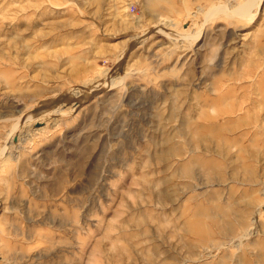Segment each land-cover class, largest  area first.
<instances>
[{"label": "rangeland", "instance_id": "obj_1", "mask_svg": "<svg viewBox=\"0 0 264 264\" xmlns=\"http://www.w3.org/2000/svg\"><path fill=\"white\" fill-rule=\"evenodd\" d=\"M246 1L0 0V264H264Z\"/></svg>", "mask_w": 264, "mask_h": 264}, {"label": "bare ground", "instance_id": "obj_2", "mask_svg": "<svg viewBox=\"0 0 264 264\" xmlns=\"http://www.w3.org/2000/svg\"><path fill=\"white\" fill-rule=\"evenodd\" d=\"M252 1H253V3L255 2L256 4L255 5H258L259 4V2L261 1V0H248V1H246L245 3H243V4H241L240 6H238V7H234L232 10H230V11H228V12H225V11H223V12H220L219 13V17H221V18H227L228 17V19H232V20H237V18H242V19H248V20H246V22L248 21H251L253 18H254V16H255V14H256V11L255 12H252L251 13V11H250V8H251V3H252ZM199 11V10H198ZM209 14V13H208ZM207 14V15H208ZM212 16H213V13L211 14ZM207 22H208V20H207ZM229 23V22H228ZM234 23V22H233ZM249 24V23H248ZM201 31V30H200ZM197 35V34H196ZM191 37V36H190ZM196 39V38H195ZM198 39V38H197ZM143 41V40H142ZM181 42V41H180ZM188 42V41H187ZM177 44V43H176ZM184 44H185V42H184ZM192 44V43H191ZM177 45H180V44H177ZM181 46V45H180ZM185 47H186V45H185ZM177 48V47H176ZM191 48V47H190ZM189 48V49H190ZM181 49V48H180ZM188 49V47L187 48H185V49H183L184 51H186ZM172 50V49H171ZM167 51V50H166ZM190 55H192V54H190ZM185 60V59H184ZM115 73V72H114ZM128 74V73H127ZM106 79V78H105ZM115 82V80H110V83L109 84H113ZM120 83V82H119ZM110 85V86H111ZM107 86V85H106ZM113 86V85H112ZM117 86H118V84H117ZM124 86V85H123ZM122 87V86H121ZM120 87V88H121ZM93 88V87H92ZM92 88H89V90H91ZM127 88V87H126ZM82 90V89H81ZM93 90V89H92ZM78 91V90H77ZM84 92V91H83ZM81 93V92H80ZM77 94H78V92H75V95L77 96ZM74 95V96H75ZM80 95V94H79ZM79 97V96H78ZM85 102V101H84ZM61 104H63L62 102H61ZM77 105V104H76ZM61 106V105H60ZM68 106V105H67ZM65 107H66V105H65ZM54 108V107H53ZM77 108V107H76ZM59 109V108H58ZM55 110V109H54ZM66 110H67V108H66ZM46 111V110H45ZM48 111H49V109H48ZM53 111V110H52ZM69 111L71 112H73L74 111V108L71 106V107H69ZM27 112V111H26ZM40 113V112H39ZM58 113H60V112H58V110L57 111H55L53 114H58ZM67 114V113H66ZM71 114V113H70ZM21 116V115H20ZM45 116V115H44ZM55 116H57V115H55ZM42 117V116H41ZM47 117H49V116H47ZM60 118V117H59ZM38 119V118H37ZM42 119V118H41ZM49 119V118H48ZM55 119H57V118H55ZM52 120V121H54L55 123H53V124H56V122H58L57 120ZM40 120V119H39ZM35 121V120H34ZM37 121V120H36ZM41 123V122H40ZM59 123V122H58ZM30 126H32V124L30 125ZM46 126V125H45ZM53 126V125H52ZM51 126V127H52ZM48 128V127H47ZM23 129V128H22ZM30 129V128H29ZM38 129V128H37ZM43 129V128H42ZM41 129V130H42ZM25 130V129H24ZM40 130V129H39ZM47 130V129H46ZM29 131V130H28ZM20 132V131H19ZM32 132V131H31ZM30 132V133H31ZM34 132V131H33ZM37 131H35V133H36ZM49 132V131H48ZM27 133V132H26ZM28 134V133H27ZM33 134V133H32ZM18 135H20L19 133H18ZM18 135H17V137L15 138L16 139V141L19 139L18 138ZM34 135V134H33ZM27 137V136H26ZM21 139V138H20ZM23 139V138H22ZM20 141V140H19ZM14 143V142H13ZM18 143V142H17ZM16 146V145H15ZM19 148V147H18ZM16 153V152H15ZM12 157V156H11Z\"/></svg>", "mask_w": 264, "mask_h": 264}]
</instances>
